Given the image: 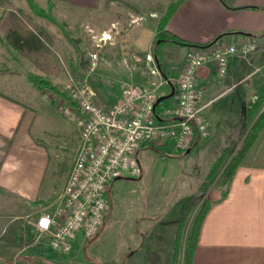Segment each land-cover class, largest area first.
Here are the masks:
<instances>
[{"label":"rangeland","instance_id":"374dc122","mask_svg":"<svg viewBox=\"0 0 264 264\" xmlns=\"http://www.w3.org/2000/svg\"><path fill=\"white\" fill-rule=\"evenodd\" d=\"M113 1L118 5L113 10V16H120V19L114 21L113 18L110 26L102 33L107 36L104 39L102 35H90L82 22L68 18L70 15L66 6L52 3V0H0V15L4 18L0 21L2 32L13 26L19 30L43 29L49 36L46 48L40 52H15L10 48L0 52L2 59H6L0 74H17L26 81L28 75L37 77V88L28 81L40 99L39 105H34L36 117L32 135L48 149L50 157L44 183H51L52 186L42 204L45 205L43 208L22 203L0 192V237L7 236L9 227L18 222L22 224L21 232L29 233L34 228L28 241L24 244L21 242L20 248H23L17 259H11L17 251L14 249V253H10V250L3 253L5 257L0 254V259L7 264H168L166 255L169 250L164 248H171L177 222L182 217L186 218L181 241L182 253L186 233L201 204L204 201L210 203L214 196L221 194V189L216 191L214 188L221 169L214 178L207 181L204 177L208 165L222 154L227 162L255 120L248 124L245 115L252 98L247 87L246 92H243L247 98L244 101L236 100V106L230 111L226 110V115L214 125L206 119L207 136L196 139L194 142L197 143L191 145L188 153L187 150L174 149L169 142L144 144L137 157L139 175L123 176L111 182L108 205L97 233L90 239L81 238L79 233L67 253L51 249L48 238L39 234L34 225L31 227V222L39 212L52 209L46 207L50 205L49 200L61 192L78 144L79 129L75 122L79 114L78 107L63 88L64 83L70 78L74 79L88 89L93 100L103 103L97 98V94L103 93L101 88L114 86L122 89L130 81L128 69L111 70L98 65L103 59L113 58L115 53L137 54L142 58L145 53H150L149 63L129 67L130 71L135 70L140 74L154 70L158 75L157 62L162 70L164 65L176 66L178 69V65L186 64V47L171 42H158V35H154L156 23L167 13L173 0ZM122 14H125V18ZM257 52L258 48L255 53L245 56L252 54L253 57ZM92 53L97 56L92 58ZM155 55L156 63L153 58ZM214 76L220 79L215 68ZM40 79L47 80L48 84H40ZM178 79L179 75L176 81ZM149 82L153 84L152 81L140 78L138 83ZM167 84L159 86L157 93L165 90L169 94ZM112 99L109 101L113 105L121 96ZM175 101L173 95L165 98L159 108L165 104L172 105ZM222 104L226 106L230 101L226 99ZM201 112L204 115L202 107ZM5 240L0 239V242Z\"/></svg>","mask_w":264,"mask_h":264},{"label":"crops","instance_id":"0c3cea01","mask_svg":"<svg viewBox=\"0 0 264 264\" xmlns=\"http://www.w3.org/2000/svg\"><path fill=\"white\" fill-rule=\"evenodd\" d=\"M53 2L66 6L69 9L68 18L82 22L90 35L99 36L112 23L115 18L113 10L117 8L115 1H111L107 9L103 8L104 0H52ZM121 16L125 18V14ZM1 17L0 15V21H3L4 18ZM119 19L120 16L114 21ZM166 29L191 43H207L219 36L215 42L204 47L208 51L215 45H237L244 40L253 42L258 48L253 57L255 51L249 56L231 57L227 63L226 75L220 79L213 77L212 62L198 67L196 77L198 88L202 91L203 114L214 125L226 110L230 111L236 106V100L244 101L247 98L246 93H243L246 92L245 88L248 87L251 94V74L264 63V0H182L168 16ZM4 35L5 32L0 30V52L7 51L6 48L16 52ZM94 54L96 57L97 54ZM141 58L137 54L120 52L115 53L111 59H103L98 65L111 70L128 69L130 81L126 85H152L150 82L138 83L140 78L152 81L153 84L163 82L160 86L168 83L169 92L174 90L173 98L176 100V79L181 65H178V69L176 66L164 65L165 70H162L155 55L153 58L157 62L158 75L147 70L144 74L130 71L129 67L132 65L149 63L150 53H145L142 58L144 61ZM5 61L0 56V68ZM138 79V82H134ZM101 89L110 99L120 98L123 90L114 86H104ZM159 93L167 94L165 90H159ZM226 99L230 104L225 106L222 103ZM39 103V94L25 78L17 74H0V192L22 203L43 208L45 205L42 204L52 186L51 183H44L50 157L48 149L32 135L36 117L34 105ZM194 141L192 145L197 143ZM58 196L59 194L47 201L50 205L46 208H53ZM39 214L40 212L31 222V227L35 226ZM21 228V223L13 224L7 231L8 235L0 237L7 239L0 242V254L3 257V253L8 250L10 253L17 250L16 255L12 254L11 257L17 259L23 248H20L21 242L24 244L31 237L34 228L31 233L21 232ZM0 262L6 261L1 258ZM191 264H264V128L237 166L226 196L218 199L216 195L210 200L200 223Z\"/></svg>","mask_w":264,"mask_h":264},{"label":"built area","instance_id":"2783aa9c","mask_svg":"<svg viewBox=\"0 0 264 264\" xmlns=\"http://www.w3.org/2000/svg\"><path fill=\"white\" fill-rule=\"evenodd\" d=\"M253 42L237 45L188 46L176 81V101L156 111L158 87L125 85L121 99L111 106L92 99L87 88L70 78L63 88L78 107L79 141L54 207L41 211L37 232L48 238L51 249L67 253L81 235L92 238L99 230L108 205V188L117 177L139 175L140 148L152 143H171L176 150L189 149L195 139L208 133L202 115V92L197 88L199 66L212 62L219 77L227 72L234 55L255 51ZM95 58V54L90 55ZM149 57V56H148ZM154 73V70H151ZM68 112V111H66ZM0 264H7L0 262Z\"/></svg>","mask_w":264,"mask_h":264},{"label":"trees","instance_id":"16d2710c","mask_svg":"<svg viewBox=\"0 0 264 264\" xmlns=\"http://www.w3.org/2000/svg\"><path fill=\"white\" fill-rule=\"evenodd\" d=\"M112 0H104L103 7L107 8L108 4ZM182 0H176L174 3H171L169 6V10L167 13L161 17L162 19L159 20L156 26V34L158 42H171L177 44L181 47H188V46H198V47H205L217 40L218 37H215L212 41L207 43H191L185 41L175 35L174 33L170 32L166 29V21L168 16L174 10L175 7L181 2ZM165 24V25H164ZM158 28V29H157ZM159 37V38H158ZM5 39L10 45L19 52H40L46 48V41H49L48 34L43 29L35 30H19L14 28L13 26L8 28L5 32ZM157 42V43H158ZM160 67V63H158ZM33 75H28L27 80L35 85L37 88L38 81L36 80L37 77H32ZM40 84H48L47 80L40 79ZM250 87H251V95L252 98L248 104L246 109V117L248 119V124L254 120L252 126L247 130L244 138L240 141L236 152L234 155L228 157V161L225 162L226 157L224 155H220L216 157L209 165L208 170L205 175V179L209 181L210 179L214 178L218 171V177L216 178V185L215 190L218 191L221 189V194H218V199H222L226 196L228 192V186L231 182V179L235 173V170L243 157L246 155L248 149L251 147L252 143L255 141L256 137L260 133L261 129L264 127V63L260 65L253 73L249 79ZM50 88H52L50 84ZM97 98L105 103L106 105H112V102L105 97L104 93L97 94ZM162 101L156 103V111H160ZM166 105V104H165ZM260 112V113H259ZM259 113V114H258ZM258 116L256 117V115ZM190 149V148H189ZM190 151V150H189ZM225 162V163H224ZM210 203L204 201L199 210L196 212L189 229L186 233L183 252L181 253V241L186 225V218L182 217L180 221L177 222L174 229V238L171 239V248H167L168 253L166 257H168V264H191L192 263V255L196 245V240L199 232L200 223L202 218L207 211ZM188 213V212H187Z\"/></svg>","mask_w":264,"mask_h":264},{"label":"water","instance_id":"95a60500","mask_svg":"<svg viewBox=\"0 0 264 264\" xmlns=\"http://www.w3.org/2000/svg\"><path fill=\"white\" fill-rule=\"evenodd\" d=\"M173 92H174V90L172 89V91L169 93V94H166V95H160L159 97H157V99H156V103H158V102H160V101H162V100H164L165 98H168V97H170V96H172L173 95ZM187 151V153L189 152V149H186ZM120 177H117V178H115V180H117V179H119Z\"/></svg>","mask_w":264,"mask_h":264},{"label":"bare ground","instance_id":"6f19581e","mask_svg":"<svg viewBox=\"0 0 264 264\" xmlns=\"http://www.w3.org/2000/svg\"><path fill=\"white\" fill-rule=\"evenodd\" d=\"M104 37V39H107V36H103Z\"/></svg>","mask_w":264,"mask_h":264}]
</instances>
